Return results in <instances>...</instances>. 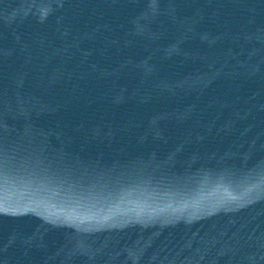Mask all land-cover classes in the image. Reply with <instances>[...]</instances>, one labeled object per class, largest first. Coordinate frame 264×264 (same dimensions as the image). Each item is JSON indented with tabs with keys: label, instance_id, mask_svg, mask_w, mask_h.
Instances as JSON below:
<instances>
[{
	"label": "water",
	"instance_id": "water-1",
	"mask_svg": "<svg viewBox=\"0 0 264 264\" xmlns=\"http://www.w3.org/2000/svg\"><path fill=\"white\" fill-rule=\"evenodd\" d=\"M0 264H264V0H0Z\"/></svg>",
	"mask_w": 264,
	"mask_h": 264
}]
</instances>
